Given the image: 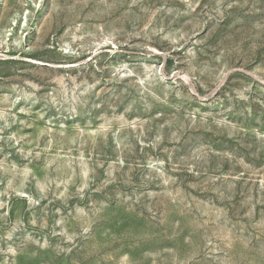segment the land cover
<instances>
[{"label":"rangeland","instance_id":"obj_1","mask_svg":"<svg viewBox=\"0 0 264 264\" xmlns=\"http://www.w3.org/2000/svg\"><path fill=\"white\" fill-rule=\"evenodd\" d=\"M0 264H264V0H0Z\"/></svg>","mask_w":264,"mask_h":264}]
</instances>
